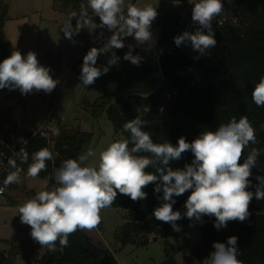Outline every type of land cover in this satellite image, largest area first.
Wrapping results in <instances>:
<instances>
[{"label": "clouds", "instance_id": "1", "mask_svg": "<svg viewBox=\"0 0 264 264\" xmlns=\"http://www.w3.org/2000/svg\"><path fill=\"white\" fill-rule=\"evenodd\" d=\"M193 5L191 19L198 27L175 36L174 43L177 47L190 44L193 51L206 55L217 44L212 22L223 12L224 4L222 0H198ZM87 9L91 10V16ZM81 16L86 19L78 18L76 12L70 14L62 27L65 38L72 40L86 24L111 33L102 47H92L83 57L79 79L89 87L107 74L111 66L118 64L120 57L114 49L124 48L125 38L133 37L135 46L153 39L151 28L158 11L151 4L138 6L126 4L125 0H87L86 6L81 5ZM92 16L99 17V24L93 22ZM74 17L77 18L75 27L71 23ZM128 49L123 59L139 66L143 58L133 55L134 45H128ZM109 52L107 65L97 67L98 57ZM57 84L58 80L53 79L48 67L40 64L33 51L22 56L20 51L14 50L0 62V89H19L23 95L41 90L50 94ZM251 98L257 107H264V76L254 85ZM137 111L147 114L150 106ZM148 123L140 115L125 122L123 130L129 137L110 142L99 151L98 158L97 152L89 147L77 158L64 160L54 174L58 186L37 192L18 207L20 222L30 226V236L35 242L51 251L55 250L57 242L67 247L70 235L98 227L102 210L114 204L118 193L133 202L141 201L147 197L144 189L149 184H155V193H163L157 197L162 203L153 210L154 217L170 224L176 232L181 231L176 222L182 214L174 211L173 205L175 197L185 192L190 191V195L185 201L183 216L201 223L204 216L214 217L217 230L226 228L230 221L244 222L250 216L251 201L264 200V176L257 175V183L252 182V170L257 167L261 151L251 147L244 155L250 144L257 143L255 129L246 116L238 120L232 117L214 131L201 132L190 143L181 136L175 146L167 141L154 142L151 134L144 130ZM53 131L59 135V129ZM188 151L194 156L192 162L173 169L170 162L180 160ZM17 155L21 162H28L29 154L25 149L21 148ZM50 160L53 153L48 148L32 153L27 177L37 178ZM8 165L15 170L7 174L0 194L8 185L22 182L16 160L9 158ZM149 168L154 172L147 171ZM252 188L255 190H250ZM237 242L236 236L228 237L226 243L214 242L208 264H243L238 259Z\"/></svg>", "mask_w": 264, "mask_h": 264}, {"label": "trees", "instance_id": "2", "mask_svg": "<svg viewBox=\"0 0 264 264\" xmlns=\"http://www.w3.org/2000/svg\"><path fill=\"white\" fill-rule=\"evenodd\" d=\"M56 1L59 8H71L79 15L81 5H87V0ZM223 10L237 17L240 25L221 27L215 33L217 44L209 50V54H196L199 59H196L195 67L201 74L200 82L194 83L192 75L179 77L175 83L162 78L158 58L175 47L174 37L183 32L177 12H165L160 16L155 46L133 49V55L143 58L139 66L123 59L128 47L114 49L120 60L117 65L111 66L109 73L102 75L103 94L94 103H86L85 108L95 117L106 111L116 132H122L121 135L125 138L129 137V133L124 132L123 124L140 115L149 122L144 130L151 134L154 142L167 141L174 146L181 136L190 143L201 132L214 131L220 124L228 123L232 117L238 120L241 116H246L255 129L257 143L250 144L244 155H247L251 147L261 151L257 167L252 170V182L255 185V176H264V107H257L251 98L254 85L264 76V0H226ZM8 17L9 6L0 1V62L11 55L5 33ZM105 41L104 37L99 44L103 46ZM47 60L50 75L61 70L63 61L60 56L48 55ZM10 91L8 88L0 89V98ZM167 94L171 95L169 99ZM146 105L150 106L149 113L137 111ZM162 106L164 112L161 114ZM9 124L11 114L0 107V152L8 153L6 144L15 132L7 128ZM18 131L20 130L16 132ZM30 136L31 133H27L26 138ZM92 139L91 133L62 128H59V135H52L53 145L45 138L35 136L23 147L29 154L28 162H21L17 156V168L27 172L32 153L48 148L53 153V160L46 162V170L37 178L45 179L47 188L51 189L55 184V171L62 162L75 159L86 152ZM193 159V154L188 151L182 154L180 160L170 162V166L173 169L183 168ZM147 171L154 172V169L149 168ZM154 188L155 184H149L144 189L146 199L137 202L118 193L111 207L126 211L125 223L114 234L115 240L122 247H144L153 237L168 241L178 236V232L170 224L154 217L153 210L162 203L157 197L163 195L162 192L155 193ZM189 195L190 191L175 197L173 210L182 214V218L176 222L179 227L198 222L183 216L186 212L184 204ZM249 212L250 216L244 222L230 221L226 228L220 230L214 227V217H202L200 241L191 249L193 256L185 257L184 263L204 264L214 250V242L226 243L228 237L236 236L238 259L243 264H264V200L253 199ZM68 239L67 247L57 242L54 251L47 248L36 264H119L112 251L95 246L85 231L78 230ZM38 246L33 239L20 245L10 243L8 251L0 249V264H17L18 257L28 258ZM162 264L178 263L174 258H169Z\"/></svg>", "mask_w": 264, "mask_h": 264}, {"label": "rangeland", "instance_id": "3", "mask_svg": "<svg viewBox=\"0 0 264 264\" xmlns=\"http://www.w3.org/2000/svg\"><path fill=\"white\" fill-rule=\"evenodd\" d=\"M0 1L9 6L5 33L11 53L18 50L22 56H26L29 51H33L40 64L45 67L48 65V55L60 56L63 61L61 70L52 76L58 80V84L50 94L38 95L32 92L23 95L19 89H15L0 98V107L11 114V124L7 128L15 132L21 131L22 128L24 132L31 133L44 126L56 125L58 129L88 132L93 136L89 147L97 152V158L99 151L106 148L110 142L125 139L116 132L106 111L95 117L85 108L86 103H94L103 94L102 76L94 84L85 87L79 79L81 72L70 66L77 59L84 57L92 47H102L99 43L108 34V30L93 29L86 24L72 40H69L65 38L62 27L74 12L71 8L69 10L59 8L56 0ZM125 2L138 6L151 4L157 7L158 16L151 28L153 39L141 45V47L153 48L159 35L160 16L165 12L186 10L198 0H188L186 3L168 0H125ZM87 11L91 16V10L87 9ZM77 16L81 20L86 19L81 14ZM92 20L96 24L100 22L97 16H92ZM71 23L75 27L77 18H72ZM130 44L135 46V40L132 39L126 47ZM110 56V52L101 54L96 66L107 65ZM20 176L22 182L11 184L5 195L0 196V249L3 251L9 250L10 243L20 245L32 239L30 226L20 222L18 207L37 192L51 190L57 186L54 181V186L48 189L45 179L27 177L25 171H21ZM100 215L101 223L96 228L99 230L94 229L99 237L97 240L103 248L115 254L119 264H162L169 258H174L178 264H185L184 258L193 256L191 249L201 238L198 221L191 226H181L178 236L168 241L153 237L147 246L127 245L121 248L114 234L116 229L125 223L126 211L110 207L102 210ZM46 251L47 247L39 245L28 258L18 257L17 264H36ZM204 264H208V260Z\"/></svg>", "mask_w": 264, "mask_h": 264}, {"label": "built area", "instance_id": "4", "mask_svg": "<svg viewBox=\"0 0 264 264\" xmlns=\"http://www.w3.org/2000/svg\"><path fill=\"white\" fill-rule=\"evenodd\" d=\"M194 5L192 4L187 10H183L180 12H177L180 18V24L183 26V32L184 31H194L197 25H193L192 19H191V10ZM225 25H230V26H239L240 25V20L235 17L231 16L227 13L223 12L221 13L216 25L213 27L214 33H216L221 27ZM182 32V33H183ZM111 35L110 32L105 36V40ZM134 39L133 37H127L124 40L125 47L127 46L128 43H130ZM134 47H141V46H134ZM189 54L195 59L197 52L193 51L192 49L189 51ZM196 60V59H195ZM83 63V57L77 59L74 61L70 66L72 68H76L78 72H81V66ZM186 75H192L193 76V82L198 83L201 81L202 77L201 74L197 71L195 65L190 66V67H185L177 72V76L179 77H184ZM54 79V78H53ZM34 93L38 95H42L45 93L44 91H33ZM171 97L170 94H167V98L169 99ZM161 109H163L161 111ZM164 112V107H160V113L162 114ZM54 129H58L56 125H52L50 127H42L35 132H31V136L29 138H26L27 133H24L22 131L14 132L10 136V142L7 143L6 147H8V153L5 151L0 152V186H3V181L6 178L7 174L12 171V168L8 165V159L13 158L16 159L18 156L17 153L19 150L23 147L26 146V144L29 142V140L35 136H41L42 138H45L46 140L49 141L51 145H53L52 142V135L54 134ZM20 132V133H19ZM20 172L22 171L20 167H18ZM8 186L6 187L5 191L3 194H0V196H4L5 193L8 190Z\"/></svg>", "mask_w": 264, "mask_h": 264}, {"label": "water", "instance_id": "5", "mask_svg": "<svg viewBox=\"0 0 264 264\" xmlns=\"http://www.w3.org/2000/svg\"><path fill=\"white\" fill-rule=\"evenodd\" d=\"M168 1L186 3L188 0H168ZM222 2L225 6L226 0H222ZM219 17L213 20L212 27L216 25ZM191 49L192 48L190 44L187 46L181 45L180 47H177L175 45V47L170 52L159 56L158 63L162 74V78L164 80L175 83L178 80L177 72L179 70L185 67L194 66L196 64V60L189 54V51ZM120 134H122V132H120Z\"/></svg>", "mask_w": 264, "mask_h": 264}, {"label": "crops", "instance_id": "6", "mask_svg": "<svg viewBox=\"0 0 264 264\" xmlns=\"http://www.w3.org/2000/svg\"><path fill=\"white\" fill-rule=\"evenodd\" d=\"M188 8H189V7H188ZM188 8H187V9H188ZM187 9H186V10H187ZM180 11H183V10H179V11H177V12H180ZM47 67H48V65H47ZM21 131L24 132L22 128H21ZM24 133H26V132H24ZM27 133H29V132H27ZM96 230H99V229H96ZM96 230L85 231V232H86L87 235L91 238L92 243H93L95 246H97L98 248H101V249L107 250V249L103 248V246H102L101 243L99 244V240H97V238L99 239V237H97V235L95 234V231H96ZM99 233H100V232H99ZM98 235H99V234H98ZM116 242H117V241H116ZM103 245H105L104 242H103ZM120 246H121V245H120ZM121 248H122V246H121Z\"/></svg>", "mask_w": 264, "mask_h": 264}]
</instances>
